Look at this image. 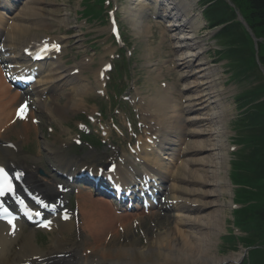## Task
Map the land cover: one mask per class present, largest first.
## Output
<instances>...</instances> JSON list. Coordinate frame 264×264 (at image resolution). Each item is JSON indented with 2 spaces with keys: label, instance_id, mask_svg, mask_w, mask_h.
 Returning <instances> with one entry per match:
<instances>
[{
  "label": "bare ground",
  "instance_id": "6f19581e",
  "mask_svg": "<svg viewBox=\"0 0 264 264\" xmlns=\"http://www.w3.org/2000/svg\"><path fill=\"white\" fill-rule=\"evenodd\" d=\"M31 2L30 4L26 3L21 10L11 13L10 18L0 12V33L3 34V43L14 64L20 63L21 54L26 48L46 39V36H38L34 33L36 28H43L46 25L45 22L37 21L31 24L29 21L42 16L41 13L44 11L47 1L31 0ZM134 2L137 3L135 9L141 19L143 3L139 0H134ZM129 11H132V7L126 9L127 14ZM129 18L141 27L140 22L135 21V17L130 16ZM62 22L64 23V19ZM170 24H173V27L176 26V30L181 33L188 29L187 27L180 28L183 23L175 17L172 18ZM31 33L34 34L30 35ZM194 36L193 33H188L180 38L174 37L175 48L184 52V55L177 59V62H182L178 65V67L183 66L182 73L186 72L188 66L195 61L194 58L197 56L194 49L197 43L191 41L195 38ZM66 40L59 38V40L52 39V42L65 45ZM200 51L202 49L197 54ZM144 52L147 64L153 62L152 54L148 49ZM201 66L198 65V67ZM86 70L91 69L87 67ZM70 71L60 62L53 64L45 70V76L39 81V87L35 90L39 111L48 112L49 118L56 121L67 118L66 115L70 110L69 104L61 105L60 108L45 106L42 101L45 96L51 98L58 92L71 88L70 90L73 91L71 106L73 107L79 103L85 104V98L89 96L90 89L85 82L74 80L72 75L67 73ZM205 72L207 73L205 74ZM218 74L219 72L214 69H201L183 76L188 80L195 81L188 88L196 96L187 99L182 104L181 110L180 106L174 105L173 99H169V101L165 99L164 103L167 109L163 113L158 111V115L160 114L158 124L154 128L159 134L156 137H161L162 142L157 148L159 153H162V150L171 152V159L169 162H165L159 160L156 155L146 153L143 161L150 172L158 174L171 183L170 192L174 194L172 208L176 210L177 214L174 220H168V225L160 229L152 241L143 246L135 238L128 236L127 233L132 230V227L139 226L146 220V216L133 215L135 225L131 223L132 226L129 228L127 223H122L123 225L119 227L125 230L124 235L121 236L122 233L116 231L111 237L112 243L111 241L104 242L102 239L104 231L113 233V230H116L110 226L114 217L110 213L105 217L101 211L97 210V205L105 207L108 212L109 202L107 204L102 200L103 203L98 204L97 201L93 202L84 198L83 202H78L83 221L82 232L76 225L75 218L70 216L68 221L63 222L65 224L60 229L53 228L55 225L49 227L57 235L52 238L49 248L46 250L36 244L35 231L31 230L24 234L21 226L14 230L0 224V264H237L241 256L219 259L213 252L216 250L218 238L223 233L222 223L226 217L222 210L217 209L225 207L217 205L215 197H223V194L227 193V184L224 181V185L221 187L220 177L221 167L223 162L227 161V156L220 155V152L223 150L221 138L226 135L224 126L229 110L222 103L221 97L216 95L220 89H217L216 93V87L212 85L217 81ZM209 79H213V81L204 82ZM19 102H21L20 96L6 89L0 83V129L8 119L6 114L9 113V117H11L9 120L15 115L17 108L12 109V104ZM142 103L151 104L152 100L142 101ZM173 112L174 115H172ZM168 124L174 128V132H169L172 130ZM184 127H193L194 129L186 132ZM223 130L224 132H222ZM28 131V128L22 131L10 128L6 135H0V166H7L13 171L23 172L26 184L44 198L63 200L57 186L62 185L65 189L67 188L66 184L58 182L56 175L49 174V177L45 179L39 177L38 171L41 168L42 158L31 159L22 153V144L28 138ZM10 133L18 138L15 150L7 147ZM188 135L195 136L193 147H184ZM45 145H47L49 158L56 159L59 154L61 155V149L56 146L54 141L47 142ZM145 147L154 148V146ZM156 153L158 154V151ZM89 156L91 157L90 154ZM177 161L178 167H175ZM62 166L63 162L58 160V167L63 168ZM76 167L74 166V168ZM127 169L129 167L124 170ZM180 180L184 184L187 182L186 185H192L193 188L191 190L180 189L177 187V182ZM85 192L80 191L81 198L84 197ZM190 196L193 197V200H190ZM210 198L213 199L203 201ZM218 203H222L220 199ZM110 205L112 204L110 203ZM151 217L158 221V224L161 222L162 226V220L158 219L155 213H152ZM147 231L148 229L145 230L146 236L148 235ZM66 234H72L74 240L70 241ZM114 237L123 238L124 243L121 244L120 241L115 243ZM62 257L68 259H61Z\"/></svg>",
  "mask_w": 264,
  "mask_h": 264
},
{
  "label": "rangeland",
  "instance_id": "374dc122",
  "mask_svg": "<svg viewBox=\"0 0 264 264\" xmlns=\"http://www.w3.org/2000/svg\"><path fill=\"white\" fill-rule=\"evenodd\" d=\"M80 1H83V0H51L52 3L49 4L50 5L49 11L51 12L50 18L52 20L51 21V25H52L51 35L58 36V35H65V33H66V36L68 35V32H66V29L63 28L64 23L62 22V20L64 19V22H65V18H66L65 15H66L67 11H69V10L73 11L74 9L79 8V5L77 3ZM192 1L194 3L193 6L197 7V3L200 0H192ZM114 2L116 3V5H118V8H120V9L124 8L126 6V0H114ZM112 3H113V0H112ZM199 8H201V5H199ZM106 9L107 10H113V6H108V3H106ZM80 10H81V7L79 8V11ZM62 15L64 16V18ZM75 18H76L75 15L72 13V17L70 19L67 18L68 21H67L66 25L72 24V26H78L79 23H82V22L75 21ZM205 24L207 25L208 23L205 22ZM89 25H92V27L88 26L87 29L84 31H82L83 29L81 28V31H80V33H84V36H82V39L86 38V40L84 41L85 46L88 45L87 41H89V40H91V43H93V44L100 42V45L105 44V46L106 45L110 46L111 40L107 38L106 34H104L103 31L98 29V27L95 24H89ZM104 25H107V24H104ZM121 25L123 28L124 42L126 41L127 42L126 44H128V46L133 45L132 43L129 42L130 38H132V40H134V39L132 37L133 36L132 32L130 30H128L129 26H128V23L126 22V20L122 19ZM67 30H69V29H67ZM103 30H105V28ZM160 30H162V29H160ZM87 32H89V33H87ZM103 37H105V38H103ZM148 38L145 40L142 39L140 41V44H139V47L141 48L140 52L142 50H145L147 47L151 48L147 44ZM156 38L157 39L159 38V34L156 35ZM154 39H155V36L152 37L150 40H154ZM71 41L72 42L69 44V46L75 43L72 39H71ZM213 41H214L213 43L217 45L218 51H221L223 53V56L221 59L226 60V61L225 60L220 61V62H223V68H222L221 72L225 73V74H227L229 72H233V74H235L236 68L239 64L235 63L234 65H232V63L228 61L230 56L225 54L227 52V48H228L227 46L228 45L225 44L223 42L224 40L219 38V37L214 38ZM75 46L78 48V50H80L81 48L84 47V45L79 46L77 43L75 44ZM71 49H72V47H71ZM72 55L75 59V55L74 54H72ZM141 55H143V54H141ZM69 58H70L69 56L66 57V59H69ZM207 60L208 59L206 58L203 60V62H206ZM94 67L98 68V64L96 63ZM88 78H89V76H88ZM90 81L92 83V86L95 87V78L90 77ZM227 86L232 87V84H228ZM123 88L125 91V95H128L130 93L133 94L135 92L132 90L133 89V83H131L130 80H129V82H126L125 85H123ZM256 88H258V85L255 81V78L251 77L248 83L245 81L239 87L238 86L234 87V89H235L234 91H236L234 93V95L237 97L242 92L247 91L246 93H243L237 97V100H239V98H243V96L246 94L253 95V90H255ZM134 89L141 91L144 94H148V92L145 89L144 83L141 81L140 82L139 81L134 82ZM151 89L154 92H156V89L153 88V86H151ZM255 95H256V93H255ZM175 99H176L177 104H179L180 99L179 98H175ZM86 100H87L86 103H87V111H88V109L90 107L93 108V105L98 101L96 93H92L89 96V98H86ZM229 104H230V108L232 109V112L235 115L236 103L233 100V101H230ZM6 115H8L7 116L8 119H6V121H5L6 122L5 126L7 128H9L10 127V120L9 119L11 117H9V113ZM33 116L35 117L36 120H38V123H39L38 125H32L31 122H28V123H25L23 125L16 126V128L25 127V128H28L30 130L29 142L24 146L23 152L26 154V156L30 157L31 159L32 158L36 159L38 157H41L42 158V160H41L42 163L40 164L41 169H43L47 172L50 171V168L48 167L49 166L48 165L49 154H48L47 148L45 147L44 144H46L47 142H52V140H54L56 137H59L60 135L62 136V142H63V144H62V147H63L62 148V157L67 158V162L72 161V160H76V159H82L85 154H87L88 152H92L93 150L96 151L98 155H103V153L106 151V146L102 147V145H97V141L101 140V139H99L100 135H96L93 140H90V142H86L85 144H82L81 146L78 147V145L76 144V140L79 139L80 135H79V132L77 131V125H78V122L80 120H82L80 117L81 114H79V113H76V114L72 115L71 117H67L65 121H58L57 123H54V124L49 123L50 120L48 118H45V120H42L43 116H40L39 114H37L35 112V110L33 112ZM233 120L235 121L236 118H234ZM106 124L107 123H104V125H106ZM231 127H232V124H231ZM51 128L54 130L52 133L50 132ZM65 130H68V131L65 132ZM142 132H143V130H141V132L138 130L137 134L139 135ZM15 140H16L15 136L10 137V142H12V144ZM122 141H123V139H122ZM125 141H126V143H129V142H131V139L129 137H127V139ZM118 142L120 144V141H118ZM58 144L61 145V142L58 141ZM108 156H109V153H107L105 155V157L100 161V163H104ZM233 157L234 156H230V158H233ZM254 164H255L254 160L251 158L245 162L244 166H254ZM237 177L240 178L241 180L247 182V183H250V184L255 183V177L252 174H243L242 172H240L237 175ZM231 192L233 193V190H231ZM212 199L213 198H210V199H208V201L212 200ZM219 199L220 198L215 197V203L217 205L221 204V203H218ZM225 202L228 204L227 205L228 208H226V205L223 204L225 206V209H223V212H225V214H226V219H225V224H224L226 229H225V233H223L220 241H219L220 237L217 240V241H219V243L217 242L218 243L217 248H218V251H220V252L218 253L217 249L213 251L214 254L216 255V258H219V259L228 258V257L230 258L232 256H241L244 254L245 250L248 249V246H243L238 241H235L232 244V246H229L223 242L225 236H227V234H228V231L234 232L233 225H232V222H233L232 219L233 218H232V199H231V197H229V200L225 201ZM256 202L258 203V205H257L258 207H260L264 204L263 201H261L260 199H256ZM164 209H165V207H164ZM217 209L222 210L221 208H217ZM157 213H159L163 216L162 226H161V223L157 224L156 222H154L153 224H151L150 223L151 221L145 220L141 225L134 226L131 228V226H132L131 223L134 224V218L133 217L131 218V216L130 217H124V220H123L124 223L125 224L127 223L130 226L129 228L132 229L127 233L128 236L130 235L131 237L135 238L137 242H139L143 246H146V244H148L150 241H152L154 239L155 235L158 232H160V229H162L165 225H168V218H166V216H165V215H167V213H165L163 210H160ZM173 214H174V212H173ZM118 225H119L118 221L114 220L112 222V228H115L116 230H113L114 232L111 234L109 233V231L104 232L103 237H102L104 242L111 241V243H112L111 237H112V235H114V233L116 231L117 232L120 231L122 233V235L120 234L121 236L124 235L125 230L120 228ZM147 229H148V231H147L148 235L146 236L145 230H147ZM51 236H53V234H45L42 236H38V241H36V242H37V244L42 245V246H40V248H42L44 250L49 248V244L51 242ZM67 236H68V238L71 237L69 235H67ZM114 239H115V243H117L119 241L121 244L124 243L123 238L120 239V237L119 238L114 237ZM247 240L251 243L254 242L256 244L255 246H257V247L260 246L259 243L254 241L255 239L254 240L247 239ZM233 247L235 248L234 250H233ZM261 248H262L261 252L256 256V258L258 259V261L264 263V245ZM256 258H254V261L256 260ZM249 264H252V263H249Z\"/></svg>",
  "mask_w": 264,
  "mask_h": 264
},
{
  "label": "trees",
  "instance_id": "16d2710c",
  "mask_svg": "<svg viewBox=\"0 0 264 264\" xmlns=\"http://www.w3.org/2000/svg\"><path fill=\"white\" fill-rule=\"evenodd\" d=\"M239 1V0H238ZM242 4L247 6L248 11H250L251 19L255 26L257 27L258 31L262 36H264V0H240ZM230 17L227 16L222 22H225ZM264 64V58H263ZM261 163V162H260ZM259 172L264 175V161L259 167ZM258 218L261 219L260 221H264V210L258 212Z\"/></svg>",
  "mask_w": 264,
  "mask_h": 264
},
{
  "label": "snow or ice",
  "instance_id": "6c2138e0",
  "mask_svg": "<svg viewBox=\"0 0 264 264\" xmlns=\"http://www.w3.org/2000/svg\"><path fill=\"white\" fill-rule=\"evenodd\" d=\"M3 170L2 169H0V172H2ZM8 190L10 191L11 190V186L10 185H8ZM3 193V189H0V194H2Z\"/></svg>",
  "mask_w": 264,
  "mask_h": 264
}]
</instances>
